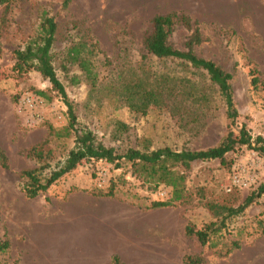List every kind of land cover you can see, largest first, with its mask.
<instances>
[{
	"label": "rangeland",
	"instance_id": "rangeland-1",
	"mask_svg": "<svg viewBox=\"0 0 264 264\" xmlns=\"http://www.w3.org/2000/svg\"><path fill=\"white\" fill-rule=\"evenodd\" d=\"M43 13L56 23L53 67L78 126L117 154L165 147L203 150L226 133L224 103L206 74L179 60L157 59L143 48L151 19L171 13L196 22L202 42L194 54L232 75L238 118L231 130L244 127L252 138L264 137V0H16L1 6L0 150L7 167L0 165V242L9 246L0 254V264H110L114 255L125 264H185L187 255L202 264H264V197L205 245L185 234L186 226L200 230L221 218L209 205L237 207L264 181V157L245 146L226 154L224 164L193 162L183 172L184 198L167 207L151 205L169 201V187L153 190L135 177L131 164L116 168L104 161L83 162L45 193L34 199L24 196L21 171L43 165L28 157L29 149L41 146L45 154L50 152L47 174L64 160L74 140L65 132L67 106L49 82L36 71L19 74L12 69L13 52L35 36ZM189 35L175 25L168 43L184 51ZM77 43L87 45L82 56L94 63V87L67 57ZM74 77L77 83H72ZM162 77L189 81H176L181 92L176 102H166L163 94L164 104L151 105L146 114L128 107L125 86L140 79L148 85ZM191 84L207 99L187 98ZM28 95L36 99L32 108L22 103ZM111 185L112 196H104ZM76 198L109 199L123 206L116 247L104 237L100 253L92 252L84 225L75 217L67 225L65 210Z\"/></svg>",
	"mask_w": 264,
	"mask_h": 264
},
{
	"label": "trees",
	"instance_id": "trees-1",
	"mask_svg": "<svg viewBox=\"0 0 264 264\" xmlns=\"http://www.w3.org/2000/svg\"><path fill=\"white\" fill-rule=\"evenodd\" d=\"M14 1L16 0H0V7H7ZM175 25H182L190 32L184 51L176 50L168 43ZM55 33L56 23L54 19L47 13H43L35 36L30 38L22 49L13 52L15 60L12 67L13 71L19 74H26L30 71L38 72L49 82L51 90L63 99L67 106L68 115V126L65 132L67 136L72 133L74 137L73 147L64 160L58 162L47 174H43V171L47 168L45 161L50 152L45 154L41 146L29 149L28 157L38 162H43V165L38 168L21 171L20 176L25 180L23 193L26 198L34 199L38 195L45 193L56 181L73 171L83 162L104 161L109 164H115L116 168L121 163L131 164L135 177L142 181L143 184L152 185L153 190L160 185L169 187L171 189V199L169 201H156L151 205L152 208L167 207L184 198L185 176L183 172L188 170L193 162L218 160L224 164L226 154L233 152L238 146H245L264 157V137L259 135L252 138L244 127H241L237 133L231 130L230 127L238 118L230 85L232 75L225 72L214 62L199 58L194 54L193 49L201 44L202 38L199 29L196 27V22H192L186 15L171 13L154 16L150 22V30L143 38L142 45L148 55L157 59L179 60L184 64H189L191 68L203 71L210 85L216 87L225 106L227 130L218 144L203 150L176 151L165 147L142 152L136 149H129L124 154L119 155L114 149L98 142L91 130L78 126L73 109L67 101L65 88L54 70L51 49ZM86 47L85 43L73 45L67 51V57L83 73L84 80L91 87H94L97 83L98 75L94 71V63L89 58L82 56ZM177 80L180 84L189 83V81ZM177 80L173 77H162L159 80L155 78L148 85H144L141 79L137 83H129L128 86L124 87L128 107L135 112L146 114L147 109L151 105L164 104L163 94V97H167L166 102H176L177 93L181 94L180 89L178 90L176 85ZM77 81L78 79L74 77L72 83H77ZM191 90L192 93L186 95L187 98H191V101L202 102L207 99V95L204 93L201 95L196 94L193 85ZM37 94L46 97L43 92H37ZM0 165L3 168L7 167L6 157L1 150ZM112 191L113 185L110 186L104 196H112ZM261 197H264V181L237 207L209 205V209L216 216H221V218L207 224L200 230H194L191 226H186L185 234L188 237H194L201 245H205L211 236H216L226 227L228 221L243 215ZM8 246L7 241L0 242V254L6 251ZM183 261L185 264H202L201 259L188 255L184 256ZM110 264L125 263L117 255H114L110 259Z\"/></svg>",
	"mask_w": 264,
	"mask_h": 264
},
{
	"label": "crops",
	"instance_id": "crops-1",
	"mask_svg": "<svg viewBox=\"0 0 264 264\" xmlns=\"http://www.w3.org/2000/svg\"><path fill=\"white\" fill-rule=\"evenodd\" d=\"M124 210L119 203L109 199L76 198L70 200V206L65 210V220L67 225L72 223L73 217L80 221L89 235L87 247L92 252L100 253L98 246L104 237H108L110 246H117L116 232L120 234L117 223H121ZM126 212L128 214L129 210L126 209Z\"/></svg>",
	"mask_w": 264,
	"mask_h": 264
},
{
	"label": "built area",
	"instance_id": "built-area-1",
	"mask_svg": "<svg viewBox=\"0 0 264 264\" xmlns=\"http://www.w3.org/2000/svg\"><path fill=\"white\" fill-rule=\"evenodd\" d=\"M22 103L25 107L32 108L36 103V99L33 96L28 95V96L23 98Z\"/></svg>",
	"mask_w": 264,
	"mask_h": 264
}]
</instances>
